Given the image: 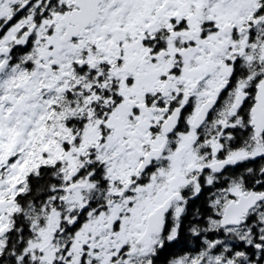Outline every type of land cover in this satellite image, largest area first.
I'll list each match as a JSON object with an SVG mask.
<instances>
[{"label": "snow or ice", "instance_id": "6c2138e0", "mask_svg": "<svg viewBox=\"0 0 264 264\" xmlns=\"http://www.w3.org/2000/svg\"><path fill=\"white\" fill-rule=\"evenodd\" d=\"M0 264H264V0H0Z\"/></svg>", "mask_w": 264, "mask_h": 264}]
</instances>
